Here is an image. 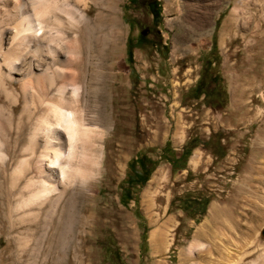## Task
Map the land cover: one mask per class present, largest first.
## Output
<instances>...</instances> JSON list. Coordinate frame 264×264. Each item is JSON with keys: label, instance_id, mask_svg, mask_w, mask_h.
I'll use <instances>...</instances> for the list:
<instances>
[{"label": "rangeland", "instance_id": "374dc122", "mask_svg": "<svg viewBox=\"0 0 264 264\" xmlns=\"http://www.w3.org/2000/svg\"><path fill=\"white\" fill-rule=\"evenodd\" d=\"M152 2H118L119 68L104 77L100 94L107 128L91 190L67 202L57 239L52 225L35 227L26 244L19 237L25 226L0 227V264L9 254L25 261L40 240L50 248L47 262L177 264L212 206L221 218L210 225L246 248V259L262 251L264 0H155V22ZM30 96L37 113L35 91ZM182 152L185 159L172 166L168 158ZM140 155L151 160L150 171L128 191L127 163ZM7 187L0 173V194ZM156 231L164 237L158 247L151 242Z\"/></svg>", "mask_w": 264, "mask_h": 264}, {"label": "bare ground", "instance_id": "6f19581e", "mask_svg": "<svg viewBox=\"0 0 264 264\" xmlns=\"http://www.w3.org/2000/svg\"><path fill=\"white\" fill-rule=\"evenodd\" d=\"M118 2L0 0V173L8 183L0 194V227L25 226L19 231L24 244L38 226L52 225L51 238L57 239L67 202L88 193L100 174L107 128L100 94L104 77L119 68L123 35ZM218 209L212 206L209 220L220 216ZM209 220L195 230L177 264H264V244L257 257L246 259L250 252ZM163 239L157 231L151 235L156 247ZM35 248L39 256L32 248L25 261L9 254L6 264H61L59 257L46 261L50 248L41 240Z\"/></svg>", "mask_w": 264, "mask_h": 264}, {"label": "trees", "instance_id": "16d2710c", "mask_svg": "<svg viewBox=\"0 0 264 264\" xmlns=\"http://www.w3.org/2000/svg\"><path fill=\"white\" fill-rule=\"evenodd\" d=\"M130 2L134 3V0H130ZM152 3L153 4H148L147 8L152 16L153 22H155V19H157L159 16V7L157 6L158 4L155 2V0H153ZM186 156L187 152H182V154L177 158L170 156L168 161L172 166H174L178 161L185 159ZM147 163H151V160L141 155L135 157L127 163V170L124 180V183L126 184V190L129 191L130 188H133L134 186H140L145 182L150 171ZM126 199L130 198L127 197Z\"/></svg>", "mask_w": 264, "mask_h": 264}, {"label": "water", "instance_id": "95a60500", "mask_svg": "<svg viewBox=\"0 0 264 264\" xmlns=\"http://www.w3.org/2000/svg\"><path fill=\"white\" fill-rule=\"evenodd\" d=\"M145 31H142L141 34H144Z\"/></svg>", "mask_w": 264, "mask_h": 264}]
</instances>
